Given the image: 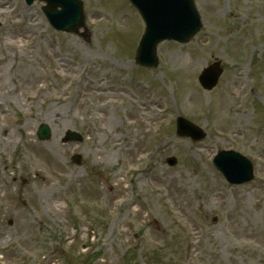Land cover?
Returning a JSON list of instances; mask_svg holds the SVG:
<instances>
[{
    "label": "rangeland",
    "instance_id": "1",
    "mask_svg": "<svg viewBox=\"0 0 264 264\" xmlns=\"http://www.w3.org/2000/svg\"><path fill=\"white\" fill-rule=\"evenodd\" d=\"M82 1L67 33L44 2L0 0V261L264 264V0H195L202 28L161 42L155 70L135 63L145 24L129 0ZM178 115L207 135L179 136ZM224 149L253 160L252 184L214 167Z\"/></svg>",
    "mask_w": 264,
    "mask_h": 264
},
{
    "label": "water",
    "instance_id": "2",
    "mask_svg": "<svg viewBox=\"0 0 264 264\" xmlns=\"http://www.w3.org/2000/svg\"><path fill=\"white\" fill-rule=\"evenodd\" d=\"M30 2L32 0H29ZM47 5L43 7L50 22L58 29L77 31L83 25V4L81 0H44ZM140 10L146 30L141 39L138 51V62L155 67L158 63L157 45L166 38L179 41L189 40L201 27L200 14L193 0H132ZM222 72L219 62L207 67L200 75V81L206 88H212ZM178 132L190 134L193 138H202L201 130L183 117L178 119ZM193 131H199L196 134ZM40 137L48 139L50 129L42 124L39 130ZM81 140L74 131H68L67 138ZM79 162L80 156H75ZM171 164L176 162L170 160ZM214 164L221 169L233 182H244L252 178V167L247 159L236 151H221L214 158Z\"/></svg>",
    "mask_w": 264,
    "mask_h": 264
},
{
    "label": "bare ground",
    "instance_id": "3",
    "mask_svg": "<svg viewBox=\"0 0 264 264\" xmlns=\"http://www.w3.org/2000/svg\"><path fill=\"white\" fill-rule=\"evenodd\" d=\"M121 18V17H120ZM193 95H196L194 92H193V94H192V96ZM57 112V111H56ZM32 134H33V132H25L24 133V143H28V144H32V141H33V138H32ZM9 142H11L12 143V141H16V139H15V137L14 136H10L9 138ZM40 174H41V171H40ZM38 175H39V172H38ZM42 177L41 178H45L43 175H41ZM46 184H43V183H41V182H38V185L37 186H35L34 187V192H36V193H40V191L42 190V188L45 186ZM41 189V190H40ZM42 193H49V194H51L52 195V197H53V199L54 200H52V201H54L55 203H59V200H60V197L59 196H54L53 194H54V190H53V188H48V189H45ZM42 195V194H41ZM49 201V200H48ZM56 214H60V210L59 209H57L56 210Z\"/></svg>",
    "mask_w": 264,
    "mask_h": 264
}]
</instances>
